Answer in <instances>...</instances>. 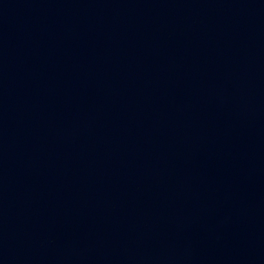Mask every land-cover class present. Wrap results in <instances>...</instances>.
Wrapping results in <instances>:
<instances>
[{"label": "water", "instance_id": "obj_1", "mask_svg": "<svg viewBox=\"0 0 264 264\" xmlns=\"http://www.w3.org/2000/svg\"><path fill=\"white\" fill-rule=\"evenodd\" d=\"M0 264H264V0H0Z\"/></svg>", "mask_w": 264, "mask_h": 264}]
</instances>
